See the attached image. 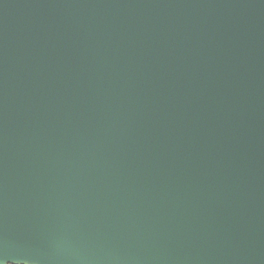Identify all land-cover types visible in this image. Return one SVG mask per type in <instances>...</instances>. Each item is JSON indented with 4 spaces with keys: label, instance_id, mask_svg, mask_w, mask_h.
<instances>
[{
    "label": "water",
    "instance_id": "1",
    "mask_svg": "<svg viewBox=\"0 0 264 264\" xmlns=\"http://www.w3.org/2000/svg\"><path fill=\"white\" fill-rule=\"evenodd\" d=\"M0 264H264V0H0Z\"/></svg>",
    "mask_w": 264,
    "mask_h": 264
}]
</instances>
